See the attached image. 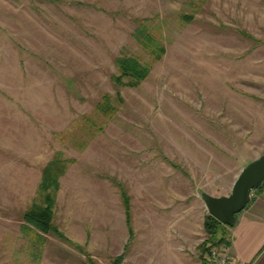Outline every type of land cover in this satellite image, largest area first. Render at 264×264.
Returning <instances> with one entry per match:
<instances>
[{
    "label": "rangeland",
    "instance_id": "1",
    "mask_svg": "<svg viewBox=\"0 0 264 264\" xmlns=\"http://www.w3.org/2000/svg\"><path fill=\"white\" fill-rule=\"evenodd\" d=\"M143 20L166 53L120 88L117 57L152 60L133 36ZM119 91L113 117L96 110ZM58 152L64 238L25 219ZM263 153L264 0H0V264H114L150 233L201 254V192L229 194Z\"/></svg>",
    "mask_w": 264,
    "mask_h": 264
},
{
    "label": "trees",
    "instance_id": "2",
    "mask_svg": "<svg viewBox=\"0 0 264 264\" xmlns=\"http://www.w3.org/2000/svg\"><path fill=\"white\" fill-rule=\"evenodd\" d=\"M143 20L139 23L134 31L133 36L137 42L142 46L145 52L151 56V62H145L139 56L122 54L116 58V66L118 74L113 76V80L118 87H139L142 82L148 79L153 63L162 59L166 53V47L159 37L151 32L150 27L146 25ZM124 103V98L120 91L117 92L116 97L110 93H105L101 100L96 105V110L107 118L113 117L121 104ZM98 129L100 126L97 127ZM68 159H64L61 153H56L53 159L44 167L42 171V181L40 184V194L43 201L40 204L34 203L31 208L25 213V219L28 223L36 227L43 233H55L61 238L64 234L59 231L57 225L54 224L53 218V204L55 203L56 196L60 187V177L64 174ZM264 187V184L255 189L258 191ZM123 195V203L126 212V223L129 231L132 233V212L130 205L129 195L125 189L120 185ZM234 226V225H233ZM223 224L220 220L211 214H206L204 218V228L207 233V238L199 245L201 251V264H207L206 252L214 247L230 246L231 232L230 228ZM30 230V228H28ZM37 230V231H38ZM36 230L33 232L38 234ZM221 233V236L219 235ZM31 235L32 230H31ZM40 239V236H38ZM121 259L116 258L114 264H121Z\"/></svg>",
    "mask_w": 264,
    "mask_h": 264
},
{
    "label": "crops",
    "instance_id": "3",
    "mask_svg": "<svg viewBox=\"0 0 264 264\" xmlns=\"http://www.w3.org/2000/svg\"><path fill=\"white\" fill-rule=\"evenodd\" d=\"M128 232V236L123 235V237H116L114 234V245L121 246V250H124L126 244L128 242L130 244L132 240L133 232L131 233L129 229ZM230 232L231 244L226 248L241 264H264V187L253 191L251 201L237 215ZM148 238L152 241L147 242L149 245L140 251L136 245L137 240H134L126 261L119 254L121 264H201L202 262L200 253L188 252L184 246L178 245V242L175 244L169 236L165 238L161 236L159 239L150 233Z\"/></svg>",
    "mask_w": 264,
    "mask_h": 264
},
{
    "label": "water",
    "instance_id": "4",
    "mask_svg": "<svg viewBox=\"0 0 264 264\" xmlns=\"http://www.w3.org/2000/svg\"><path fill=\"white\" fill-rule=\"evenodd\" d=\"M264 184V153L241 169L235 178L231 192L213 195L202 191L201 197L207 212L223 224L233 226L237 215L249 204L253 191ZM122 257V256H121Z\"/></svg>",
    "mask_w": 264,
    "mask_h": 264
},
{
    "label": "built area",
    "instance_id": "5",
    "mask_svg": "<svg viewBox=\"0 0 264 264\" xmlns=\"http://www.w3.org/2000/svg\"><path fill=\"white\" fill-rule=\"evenodd\" d=\"M207 264H241L228 250L223 247L211 248L207 254Z\"/></svg>",
    "mask_w": 264,
    "mask_h": 264
}]
</instances>
